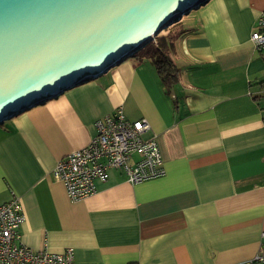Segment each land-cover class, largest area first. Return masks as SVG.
I'll use <instances>...</instances> for the list:
<instances>
[{
	"label": "crops",
	"instance_id": "0c3cea01",
	"mask_svg": "<svg viewBox=\"0 0 264 264\" xmlns=\"http://www.w3.org/2000/svg\"><path fill=\"white\" fill-rule=\"evenodd\" d=\"M207 3L173 31L175 77L163 80L141 52L0 124V206L19 197L27 247L73 249L74 264L256 257L264 244V56L251 35L264 0ZM119 108L150 123L144 138L156 137L164 175L132 185L111 170L95 195L71 201L53 170Z\"/></svg>",
	"mask_w": 264,
	"mask_h": 264
},
{
	"label": "water",
	"instance_id": "95a60500",
	"mask_svg": "<svg viewBox=\"0 0 264 264\" xmlns=\"http://www.w3.org/2000/svg\"><path fill=\"white\" fill-rule=\"evenodd\" d=\"M209 0H0V124L92 81Z\"/></svg>",
	"mask_w": 264,
	"mask_h": 264
},
{
	"label": "built area",
	"instance_id": "2783aa9c",
	"mask_svg": "<svg viewBox=\"0 0 264 264\" xmlns=\"http://www.w3.org/2000/svg\"><path fill=\"white\" fill-rule=\"evenodd\" d=\"M251 41L264 56V11L256 20ZM94 128L95 136L90 143L60 159L53 170L54 178L64 184L71 201L95 195L97 183H106L111 170L122 171L132 185L164 175L163 157L156 137L144 138L151 131L147 119L131 122L119 108L113 115L97 120ZM134 156L139 157L138 161H133ZM25 220L19 197L0 206L1 264H74L73 249L53 254L27 247L20 234ZM259 263L264 264V244L256 257L246 264Z\"/></svg>",
	"mask_w": 264,
	"mask_h": 264
},
{
	"label": "trees",
	"instance_id": "16d2710c",
	"mask_svg": "<svg viewBox=\"0 0 264 264\" xmlns=\"http://www.w3.org/2000/svg\"><path fill=\"white\" fill-rule=\"evenodd\" d=\"M173 31H171L170 33H172ZM156 40L159 42V45H154V43H152L153 45L151 46V48L149 47V45L145 47L143 51L146 50V53L144 52L143 56L147 58L149 57L154 60L156 69L163 80L171 79L172 77L176 76V69L175 67H173V63L171 62L168 54L165 52L166 47H170V45L168 44L169 39L166 40V36L160 35ZM159 47H162L164 49H159ZM143 51L141 52L143 53Z\"/></svg>",
	"mask_w": 264,
	"mask_h": 264
},
{
	"label": "rangeland",
	"instance_id": "374dc122",
	"mask_svg": "<svg viewBox=\"0 0 264 264\" xmlns=\"http://www.w3.org/2000/svg\"><path fill=\"white\" fill-rule=\"evenodd\" d=\"M214 1H215V0H210L209 3L212 4ZM209 3H207V5H210ZM204 7H205V6H201L199 9H203ZM199 9H192L190 13L185 14V15H182V16L180 17L179 21H180V20H186L189 16H191V15H195V13H196ZM179 21L176 22V23H174V24H172V25H169L166 29H164L163 31H161V32L158 34V36L155 37V39L153 40V42H151V43L149 44V47L151 48V46L153 45L152 43H154V45H159V42H158L156 39L161 35V36H166V40L169 39V40H168V44L170 45V49H171V43H172L171 41H172V39H173L171 36H173L175 32H174V33H173V32L170 33V32L173 31L174 28H175V29L177 28L176 26L178 25ZM169 37H170V38H169ZM162 42H163V41H162ZM160 48H162V47H159V49H160ZM162 49H164V48H162ZM144 52L146 53V50L143 51V55H144ZM165 52H166L167 54H169V47H166ZM140 54H141V51H140L139 53H137L136 55H134V56L128 58L127 60H128V61H130V60H134V59L140 57V56H139ZM112 70H113V69H111L109 72H111ZM9 121H10V120H7V121H5V122H6V123H9ZM5 122H4V123H5Z\"/></svg>",
	"mask_w": 264,
	"mask_h": 264
}]
</instances>
